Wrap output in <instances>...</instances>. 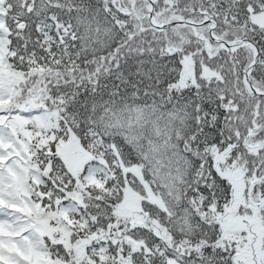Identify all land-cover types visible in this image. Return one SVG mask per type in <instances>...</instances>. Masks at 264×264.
Wrapping results in <instances>:
<instances>
[{"label":"snow or ice","instance_id":"6c2138e0","mask_svg":"<svg viewBox=\"0 0 264 264\" xmlns=\"http://www.w3.org/2000/svg\"><path fill=\"white\" fill-rule=\"evenodd\" d=\"M0 264H264V0H0Z\"/></svg>","mask_w":264,"mask_h":264}]
</instances>
